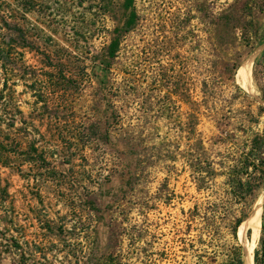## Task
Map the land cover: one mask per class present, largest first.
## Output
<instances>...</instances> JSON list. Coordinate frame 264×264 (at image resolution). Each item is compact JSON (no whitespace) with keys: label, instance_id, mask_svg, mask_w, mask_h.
Instances as JSON below:
<instances>
[{"label":"rangeland","instance_id":"obj_1","mask_svg":"<svg viewBox=\"0 0 264 264\" xmlns=\"http://www.w3.org/2000/svg\"><path fill=\"white\" fill-rule=\"evenodd\" d=\"M124 4L0 0V41L11 50L0 62V153L10 156L0 155V264H201L199 255L221 264L222 243L243 259L258 245L264 182L244 222L260 204L257 237L251 224L237 241L200 243L208 237L188 213L218 202L225 178L199 192L188 152L195 123L220 174L224 157L264 134V0H134L138 23L104 60ZM135 89V100L119 93ZM82 121L92 138L84 151L67 141ZM133 198L143 207L122 212Z\"/></svg>","mask_w":264,"mask_h":264},{"label":"trees","instance_id":"obj_2","mask_svg":"<svg viewBox=\"0 0 264 264\" xmlns=\"http://www.w3.org/2000/svg\"><path fill=\"white\" fill-rule=\"evenodd\" d=\"M124 7L126 11L129 12V15L123 29L116 30L118 35L112 40L110 46L106 49L104 60H111L115 58L120 49L121 37L126 31H131V29L136 27L138 23L139 16L137 10L134 8V0H125ZM10 60L11 50L0 41V62L5 65ZM60 74L64 76L65 80L63 81V88H59V90L60 92H63L64 95H68L71 89L69 81H67L66 78L68 72H60ZM55 75L56 74L53 72L54 77ZM55 79L58 80L59 78L55 77ZM4 88H8V83L4 84ZM126 92L127 93L119 90V93L123 97H127L128 95L134 100L137 98V89ZM39 93L42 98L44 89L41 88ZM206 93V96H208V94L210 95L208 90ZM2 96L0 95V99ZM80 125L82 128H80L81 130L79 133L73 137L67 138V141L75 139L78 144V149L80 151H84L88 148V145L92 143V138L88 131L91 126L83 121L80 122ZM120 133L123 139L131 143L135 148H138L139 145L143 143L139 136H128V134L124 131ZM191 133L192 144L190 146L191 149H189L188 152L190 156L188 166L191 171L192 180L196 184L198 191H214L216 178L223 176L225 180L222 184L223 190L217 199L218 202L207 201L206 203L196 205L195 208L190 210L188 213L189 220L190 222H195L198 220V224H200L198 225L200 226L199 232L201 233L202 237H208L207 240H203V238H201L200 243L203 245L213 246L214 242L221 243L227 234L231 235L233 241H237L238 230L240 234L241 227L243 226L242 224L248 217L251 199L255 196V193L264 182V134L255 135L252 140H250L246 150L242 154H232L227 158L224 157L225 159H223L222 163V165H224L222 168L223 170L220 172V174H218L216 172L211 154H209V151L203 145V141L196 136L195 123L192 124ZM0 155H2V157H4L6 160L10 159L9 154L6 152L0 153ZM50 181L52 182V180ZM133 204L143 207V203H141L138 198H133L127 203V205L123 204L119 208L122 212L127 213L131 208L129 205ZM236 206L238 208L235 209ZM122 221L123 219L116 220L113 225L114 239L117 242L122 240V232L120 230V224ZM221 251H224V254L227 257V259L221 264H246L245 253L243 259V254L240 247L237 248L235 246H231V244L222 243ZM198 257L201 260V264L217 263L215 256L206 257L205 255H199ZM203 259H207L208 261L204 262ZM254 264H264V225L262 226L260 240L254 250Z\"/></svg>","mask_w":264,"mask_h":264},{"label":"bare ground","instance_id":"obj_3","mask_svg":"<svg viewBox=\"0 0 264 264\" xmlns=\"http://www.w3.org/2000/svg\"><path fill=\"white\" fill-rule=\"evenodd\" d=\"M252 62H249L247 64H245L241 70H240V74H247L250 68ZM239 74V75H240ZM248 75V74H247ZM242 76V75H241ZM247 77V76H246ZM245 77V78H246ZM253 77V76H252ZM244 78V79H245ZM243 79V78H242ZM250 81V80H249ZM246 85V84H245ZM253 225L252 228L255 230V237L258 236V234L260 233V226H261V206L259 204V206L255 209L254 213L251 215V217L249 218V220L243 224V226L241 227V231H240V235L241 237L244 236V233L246 231V229L250 226ZM251 227V226H250ZM254 234V233H253ZM254 246H249L246 245L245 246V254H246V264H254Z\"/></svg>","mask_w":264,"mask_h":264},{"label":"water","instance_id":"obj_4","mask_svg":"<svg viewBox=\"0 0 264 264\" xmlns=\"http://www.w3.org/2000/svg\"><path fill=\"white\" fill-rule=\"evenodd\" d=\"M250 217H251V216H250ZM250 217H249V218H250Z\"/></svg>","mask_w":264,"mask_h":264}]
</instances>
